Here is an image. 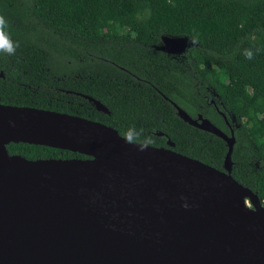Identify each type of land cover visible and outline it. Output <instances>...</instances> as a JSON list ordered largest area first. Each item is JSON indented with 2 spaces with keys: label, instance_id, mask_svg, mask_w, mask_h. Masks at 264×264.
<instances>
[{
  "label": "trees",
  "instance_id": "trees-1",
  "mask_svg": "<svg viewBox=\"0 0 264 264\" xmlns=\"http://www.w3.org/2000/svg\"><path fill=\"white\" fill-rule=\"evenodd\" d=\"M0 15L19 44L15 55L0 54V103L78 115L120 135L135 126L153 146L170 139L175 151L222 169L225 142L183 121L169 100L228 133L217 108L234 132L231 175L264 202V0H0ZM164 36L197 43L179 62L159 48ZM245 48L259 52L247 60ZM6 148L27 159L85 157Z\"/></svg>",
  "mask_w": 264,
  "mask_h": 264
},
{
  "label": "water",
  "instance_id": "water-1",
  "mask_svg": "<svg viewBox=\"0 0 264 264\" xmlns=\"http://www.w3.org/2000/svg\"><path fill=\"white\" fill-rule=\"evenodd\" d=\"M169 101L183 121L225 142L222 169L175 151L170 139L139 152L104 123L0 103V264H264V206L231 175L232 127ZM19 142L85 157L10 154L6 146Z\"/></svg>",
  "mask_w": 264,
  "mask_h": 264
},
{
  "label": "clouds",
  "instance_id": "clouds-1",
  "mask_svg": "<svg viewBox=\"0 0 264 264\" xmlns=\"http://www.w3.org/2000/svg\"><path fill=\"white\" fill-rule=\"evenodd\" d=\"M9 27L8 21L4 16L0 15V54L7 56H13L16 54V49L19 47V44L14 42L6 29ZM192 44H196L197 40L195 38L190 39ZM259 52V49L253 50L252 48H245L242 52V55L247 60H252L255 55ZM122 139L125 143L133 146H137V151L144 152L152 145L155 141L151 135H144V130H137L135 126L129 127L123 134ZM181 200L184 201L181 207L187 209L189 204L187 203L186 197H181Z\"/></svg>",
  "mask_w": 264,
  "mask_h": 264
},
{
  "label": "rangeland",
  "instance_id": "rangeland-1",
  "mask_svg": "<svg viewBox=\"0 0 264 264\" xmlns=\"http://www.w3.org/2000/svg\"><path fill=\"white\" fill-rule=\"evenodd\" d=\"M189 45H191L190 41L184 40L182 37H174V38H169L167 41L164 39L162 41L161 46L165 49L166 53L169 56L175 57L178 56L180 53H182L184 49L187 48ZM231 120L233 121V123L235 122L234 117H231ZM245 203L248 204L250 202L248 200H245Z\"/></svg>",
  "mask_w": 264,
  "mask_h": 264
},
{
  "label": "flooded vegetation",
  "instance_id": "flooded-vegetation-1",
  "mask_svg": "<svg viewBox=\"0 0 264 264\" xmlns=\"http://www.w3.org/2000/svg\"><path fill=\"white\" fill-rule=\"evenodd\" d=\"M169 38H171V37H166V36H164V37H163V40L165 39V40L167 41ZM163 40H162V41H163ZM159 45L161 46V45H162V42H161ZM160 46H159V48H160ZM164 51H165V50H164ZM168 56H169V55H168ZM169 57H171V58L174 59L175 61H179V62H181V59L184 57V55H183L182 53H180L178 56H175V57L169 56ZM211 102L213 103V105H215L213 99H211ZM216 110H217V112L219 113V115H221L222 118H223V115L220 113L221 111H219L217 108H216ZM223 119H224V118H223ZM227 122L229 123L228 120H227ZM227 122H226V119H224L225 127L227 128L228 133H229V125H228ZM229 124H230V123H229ZM230 126H231V124H230ZM223 131H224V130H223ZM226 133H227V132H226Z\"/></svg>",
  "mask_w": 264,
  "mask_h": 264
},
{
  "label": "built area",
  "instance_id": "built-area-1",
  "mask_svg": "<svg viewBox=\"0 0 264 264\" xmlns=\"http://www.w3.org/2000/svg\"><path fill=\"white\" fill-rule=\"evenodd\" d=\"M260 201H261L262 205L264 206V202H263V200H260ZM246 205L249 206V207H252L251 203H248V204H246Z\"/></svg>",
  "mask_w": 264,
  "mask_h": 264
}]
</instances>
